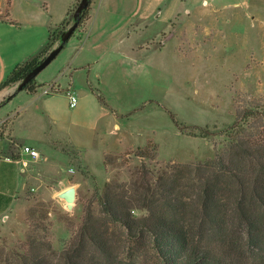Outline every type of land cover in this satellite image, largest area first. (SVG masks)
I'll list each match as a JSON object with an SVG mask.
<instances>
[{
	"label": "rangeland",
	"instance_id": "374dc122",
	"mask_svg": "<svg viewBox=\"0 0 264 264\" xmlns=\"http://www.w3.org/2000/svg\"><path fill=\"white\" fill-rule=\"evenodd\" d=\"M52 1L59 8L62 0ZM208 7L212 9H195L182 16L175 29L163 27L161 21H151L149 31L163 29L148 40L153 43L156 38V48L138 58L144 72L128 83L111 79L113 84L116 81L117 89L108 79L103 87L99 80L98 88L113 108L133 110L124 115L115 110V114L127 117L123 122L133 131L129 141L134 146L123 151L80 149L68 135L56 130L44 136L39 131V119L30 110L27 112L20 127L42 139L44 150L36 160L28 162L23 172L16 162L4 164L5 179L0 178V264H20L28 232L48 236L53 247L61 250L81 225L87 206L95 210L99 207L105 183L127 181L142 161L157 170L169 162L214 157L224 146L223 129L234 121L237 108L252 99L264 101V0H218ZM145 24L135 22L133 27ZM103 66L99 60L95 73L103 75ZM50 68L41 71L38 78L46 76ZM74 79L82 85L85 72H76ZM17 86V82L8 85L4 99ZM143 102L144 107H139ZM166 109L178 121L207 128L213 134L204 137L181 132ZM12 118L13 114L0 113L1 137L10 134ZM148 141L157 148L155 159L137 154ZM20 146L7 140L6 154L16 155ZM68 187L75 190L71 206L62 195ZM33 211L45 229L31 226L27 214ZM42 213H47V218L40 219ZM144 213L143 209L135 210L137 215ZM120 234L117 230L114 236ZM128 245L116 248L117 262L134 254L139 264H158L151 250L133 251Z\"/></svg>",
	"mask_w": 264,
	"mask_h": 264
},
{
	"label": "trees",
	"instance_id": "16d2710c",
	"mask_svg": "<svg viewBox=\"0 0 264 264\" xmlns=\"http://www.w3.org/2000/svg\"><path fill=\"white\" fill-rule=\"evenodd\" d=\"M78 2L60 24L49 27L45 44L15 66L0 89L19 83L62 43L61 35L72 23L77 25L71 36L85 25L93 0L75 18ZM43 85L33 78L22 90L34 92ZM88 85L101 104L109 105L99 88ZM167 111L181 132L213 134L207 128L188 126ZM223 133L224 146L214 157L169 162L157 170L142 161L127 181H107L99 207L87 206L81 225L61 250L48 236L28 232L20 264H139L134 254L117 262L116 248L127 244L133 251L151 250L158 264H264V101L252 99L237 108ZM138 149L140 157L157 155L152 141ZM137 209L145 213L134 214ZM35 215V211L27 214L31 226L45 229ZM44 218L47 213L41 214ZM117 230L121 234L115 237Z\"/></svg>",
	"mask_w": 264,
	"mask_h": 264
},
{
	"label": "crops",
	"instance_id": "0c3cea01",
	"mask_svg": "<svg viewBox=\"0 0 264 264\" xmlns=\"http://www.w3.org/2000/svg\"><path fill=\"white\" fill-rule=\"evenodd\" d=\"M218 0H93L90 17L69 38L64 48L44 68L51 66L46 76L35 77L36 84L56 82L57 91L46 93L38 87L34 92L18 90L10 99H4L5 88L0 89V113L13 114L10 134L0 136V178L5 179L4 164L16 162L6 154L7 140L23 143L44 150L42 139L25 132L20 123L30 110L41 122L39 131L46 136L49 131L65 134L77 148H101V151H123L132 145L129 137L132 129L123 122L125 114L99 102L89 88L106 86L108 79L117 89V78L126 80L137 77L145 67L138 64L139 56L156 48L155 32L149 31L151 21H161L163 27L179 24L181 17L196 10H209ZM76 0H62L55 8L52 0H4L0 5V83L21 61L36 53L47 41L49 27L60 24ZM201 2V6L199 5ZM215 9H218L214 7ZM135 22H146L143 27H133ZM169 39V38H168ZM165 41L168 40H163ZM102 60L103 75L95 73ZM84 71L86 80L82 85L75 82V74ZM100 75V76H99ZM88 80V82H87ZM46 85V84H45ZM44 85V86H45ZM119 83V89H120ZM43 86V87H44ZM67 88L62 89V87ZM67 90L77 94V104L69 106ZM31 105L29 106V102ZM12 109L11 113H9ZM116 110V111H115ZM22 125V124H21ZM98 136V140L96 137ZM18 156V153L16 154ZM17 163V162H16ZM21 173V172H20ZM21 177V175H20ZM4 215V214H3ZM4 217V216H3Z\"/></svg>",
	"mask_w": 264,
	"mask_h": 264
},
{
	"label": "water",
	"instance_id": "95a60500",
	"mask_svg": "<svg viewBox=\"0 0 264 264\" xmlns=\"http://www.w3.org/2000/svg\"><path fill=\"white\" fill-rule=\"evenodd\" d=\"M88 4V0H79L75 10L74 17L78 18L81 10L85 8ZM77 23H72L61 35L62 43L67 41L76 28ZM59 44L54 46L33 68H31L23 77V79L18 83L16 90H22L24 85L35 78L41 70H43L62 50L63 44ZM62 195L69 202V206H71V202L75 199V190L73 187H68L62 192Z\"/></svg>",
	"mask_w": 264,
	"mask_h": 264
},
{
	"label": "built area",
	"instance_id": "2783aa9c",
	"mask_svg": "<svg viewBox=\"0 0 264 264\" xmlns=\"http://www.w3.org/2000/svg\"><path fill=\"white\" fill-rule=\"evenodd\" d=\"M43 91L46 93L56 91L57 85L54 82H49L43 88ZM69 106L74 107L77 104V94L72 90H67ZM40 156V151L38 148L33 147L28 144H23L20 146L18 156L13 158L18 164L21 172L25 171L28 165V162L36 160Z\"/></svg>",
	"mask_w": 264,
	"mask_h": 264
},
{
	"label": "bare ground",
	"instance_id": "6f19581e",
	"mask_svg": "<svg viewBox=\"0 0 264 264\" xmlns=\"http://www.w3.org/2000/svg\"><path fill=\"white\" fill-rule=\"evenodd\" d=\"M66 189H67V188H66ZM64 190H65V189H64ZM64 190H63V191H64ZM63 191H62V192H63Z\"/></svg>",
	"mask_w": 264,
	"mask_h": 264
},
{
	"label": "clouds",
	"instance_id": "9594fccd",
	"mask_svg": "<svg viewBox=\"0 0 264 264\" xmlns=\"http://www.w3.org/2000/svg\"><path fill=\"white\" fill-rule=\"evenodd\" d=\"M135 214V213H134Z\"/></svg>",
	"mask_w": 264,
	"mask_h": 264
}]
</instances>
